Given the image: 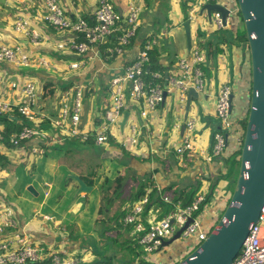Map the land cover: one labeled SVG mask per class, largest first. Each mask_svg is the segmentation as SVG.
<instances>
[{
    "label": "crops",
    "instance_id": "0c3cea01",
    "mask_svg": "<svg viewBox=\"0 0 264 264\" xmlns=\"http://www.w3.org/2000/svg\"><path fill=\"white\" fill-rule=\"evenodd\" d=\"M59 1L70 18L83 17L90 21L97 4V0ZM110 1L123 14L127 12L131 2L142 6L143 12L137 35L128 49L121 56L107 59L105 46L94 47L84 56L74 54L69 48L58 50L56 46L60 42L71 40L73 35L66 32L57 33L43 21L44 0H0V46L21 45L31 58L30 67L0 66L5 73L6 83L1 97L17 103L22 98V92L19 88L11 89L9 84L17 83L21 88L26 83L33 82L38 88L37 113L46 118H54L57 115L60 94L73 92L75 86L84 87L86 93L82 118L86 130L97 128L106 107L110 104L111 80L135 61L147 44H151L153 50L158 52L157 63L168 76L176 72L179 59H191L193 50L199 48L207 55V64L204 68L207 84L204 93H198L197 97L187 95L184 102L173 95L168 96L156 110L149 112L148 118L141 117V110L133 105L130 117L133 116L139 124L141 140L131 150L118 143L120 132L116 130L114 132L116 137L109 146L99 147L91 144V141L83 144L63 137L65 139L63 143L55 145L47 142L44 145V154L35 156L30 153L29 147L16 149L2 141L4 125L0 119V154L9 161L4 169H0V204L6 202L13 206L20 220L21 231L29 236L32 244L43 249L47 255L55 252L81 253L86 264H104L103 255L108 258L105 264H128L132 255L124 250L120 253L113 251L118 256L125 254L126 258L115 263L117 256L112 254L106 256L105 250L102 252L99 249L94 250L90 237L86 235L74 237L69 234L66 226H75L77 220L88 221L86 214L89 210H96L90 222L113 221L110 213L97 217L103 199L100 185L104 180L100 182L99 177L93 179V191L90 194H78L79 184L71 177L82 176L80 178L86 183L90 174L88 176L82 171L69 170L64 164L65 157H77L81 152H93L97 149L105 152L100 163H107L110 171L116 170L115 174L119 171L125 178L121 190L123 198L137 195L142 189L150 196L155 191L152 204L163 194L172 196L187 188L208 189L210 193L211 187L218 179L219 185L213 192V198L201 213L204 226L210 228L219 221L228 204L226 199L231 196L226 191L228 183L220 182V177L227 171L225 160L238 150L241 142L240 133L231 135L224 156L211 163L204 159V154L210 151L213 132L218 127L216 119L218 89L222 84H229L232 87L235 105L232 108V116L236 123L245 119L251 97V54L247 44L238 37V33L242 32L245 26L237 13V0L221 1V5L234 12L231 20H228L226 29L221 31L216 29L207 12L203 13L202 9L191 13L188 0ZM19 17L28 18L30 30L42 35L44 42L40 46L16 33L14 25ZM188 20L190 37L184 27ZM153 41L156 43H151ZM41 59L48 63L46 68L39 64ZM76 62L83 64L78 69H72L70 65ZM12 118L18 120L17 116ZM191 118L197 120V149L195 152L178 156L172 144L179 137H183L186 122ZM177 124L181 129L176 131L174 126ZM44 127L50 132V138L60 140L62 133L59 130L53 131L48 121ZM55 147L58 148L57 151ZM121 151L124 153H120ZM114 155L117 156L113 157ZM104 168H107L106 165ZM47 185L51 188H47ZM30 187L38 192V196L29 191ZM76 190L77 194H74ZM26 193L32 198H28ZM47 193L50 194L48 197ZM13 194L24 197L23 204L17 205L10 201L8 197ZM41 194L43 198L39 200ZM71 197L77 199L71 203L68 199L71 200ZM91 197H94L93 201ZM117 204L121 205V202L117 201ZM127 205L121 206V209L125 210ZM65 206L68 207L67 212L70 210L73 213L61 211V207ZM151 206L152 213L158 220L161 219L163 213L160 206L157 204ZM58 211L63 215H59ZM105 216H109L110 219L104 220ZM122 232L125 239H134L128 231ZM183 251L176 241L154 253L151 258L145 252L142 257L151 264H172L175 258L180 257L179 260H182L186 254H183ZM162 254H166V257H161Z\"/></svg>",
    "mask_w": 264,
    "mask_h": 264
},
{
    "label": "built area",
    "instance_id": "2783aa9c",
    "mask_svg": "<svg viewBox=\"0 0 264 264\" xmlns=\"http://www.w3.org/2000/svg\"><path fill=\"white\" fill-rule=\"evenodd\" d=\"M221 1L188 0L191 13L207 5H221ZM142 12L143 7L134 2L129 4L127 12L123 14L110 0H97L90 21L83 17L74 19L67 16L59 0H44L42 19L57 33L66 32L73 35L71 40L60 42L56 46L58 50L69 48L74 54L84 56L94 47L105 46L106 58L111 59L123 55L136 37ZM233 14L234 12L231 11L224 21L222 14L214 11L211 20L216 29L221 31L226 29L228 20H231ZM30 25L28 18L19 17L14 29L16 33L31 40L34 45L40 46L44 38L41 34L30 30ZM152 50L151 44H147L136 60L111 80L110 104L106 107L99 125L93 130H86L83 124V100L86 93L84 87L75 86L73 92L60 94L56 117L46 118L36 111L39 97L38 88L33 82H28L21 88L14 82L9 84L11 89L19 88L22 92V98L17 103L1 97L6 83L5 73L0 67V117L12 118L20 115L29 123L17 129L12 135L10 139L12 147L16 149L29 147L31 154L43 155L44 145L47 142L61 144L65 141L63 137L83 144L93 140L96 146L103 147L108 146L116 137L114 135L116 130L120 132L118 139L120 145L127 150L136 147L141 140L140 127L136 119L129 116L124 129L120 127L126 111L131 112L134 106H137L141 110L140 116L148 118L149 112L156 110L163 103L165 93L167 97L173 95L184 102L190 90H195L199 94L206 91L207 80L204 68L207 64V55L204 51L197 48L193 50L191 59H179L176 72L169 75L165 85L166 76L162 71H155L151 79L147 76L146 69L151 62ZM39 64L45 68L48 65L45 59H41ZM82 64L76 62L70 67L78 69ZM1 65L30 67L31 58L21 45H3L0 46ZM232 95L233 90L229 84H222L219 87L216 101L218 127L213 132L210 151L204 154V159L208 163L224 156L231 135L234 136L242 130L240 122L236 123L232 116ZM47 121L53 131L59 130L62 133L59 141L54 137L50 138V132L44 127ZM196 126L195 118L187 120L183 137H179L172 144L178 156L196 151ZM174 128L176 131L181 129L178 124ZM46 187L51 188L49 185ZM208 193V189H200L191 204L183 207L181 202H178L175 205V212L166 214L159 220L152 213L150 194L147 193L130 206L123 220L124 226L132 228L131 236L134 240L139 239L143 252L150 256L160 251L164 241L172 238L192 220L182 237L194 238L199 247L210 235V229L206 228L201 220ZM49 195L47 193L46 197ZM163 200L168 204L172 203L169 196L163 197ZM46 219L51 218L46 217ZM0 264H86V260L75 253L55 252L47 255L43 249L32 244L29 236L21 231L20 220L13 206L2 202L0 204ZM232 264H264V207L258 223L251 227L239 255Z\"/></svg>",
    "mask_w": 264,
    "mask_h": 264
},
{
    "label": "water",
    "instance_id": "95a60500",
    "mask_svg": "<svg viewBox=\"0 0 264 264\" xmlns=\"http://www.w3.org/2000/svg\"><path fill=\"white\" fill-rule=\"evenodd\" d=\"M238 10L243 20L251 54L252 80L250 88L249 114L243 148L240 155V169L234 192L224 214L213 232L192 253L177 264H232L239 255L250 229L259 221L264 207V0H237ZM217 11L226 21L230 10L223 5L211 4L202 8L211 18ZM190 37V21L184 24ZM169 76L166 75V82ZM189 96L197 97L195 90ZM167 94H164V101ZM234 95L231 97L233 108ZM163 101V103H164ZM162 103V104H163ZM130 112L126 111L120 123L122 130L126 126ZM79 184L78 194H90L92 186L82 179L72 176ZM215 180L209 195L218 185ZM29 191L38 196L30 187ZM192 222L190 220L172 238L164 241L162 248L168 247L182 238L183 232Z\"/></svg>",
    "mask_w": 264,
    "mask_h": 264
},
{
    "label": "trees",
    "instance_id": "16d2710c",
    "mask_svg": "<svg viewBox=\"0 0 264 264\" xmlns=\"http://www.w3.org/2000/svg\"><path fill=\"white\" fill-rule=\"evenodd\" d=\"M237 13L240 15L239 10ZM238 37L242 42L246 43L248 48H249L245 29L242 32L238 33ZM150 57H151V62H150L149 67L146 69L148 78L151 79V76L155 71H162L164 76H166L165 72L162 70L161 65L157 63L158 62V52L155 50L150 51ZM70 85H71V83H70ZM248 114H249V108L246 112L245 119L240 121L241 128L243 129V135H242V140L240 142L239 148L237 151H235V153L230 158L225 160L228 171L220 177L221 183L222 182L228 183V188H227L228 192H229V183H230V185L232 187V191L230 193L231 196L234 192L236 181H237L238 174H239L240 155H241V151L243 148V141L245 138V131H246V126H247V115ZM17 117H18V120H14L11 117H0L1 122L4 125V130L2 131V141L5 144L10 145V147H12V145L10 144V139H11L12 135L14 134V132H16L17 129L21 128L22 126L29 124L28 121H25L20 115H18ZM91 144H93V145L95 144L93 140H91ZM57 147H55L56 151L58 150ZM8 164H9L8 159L5 156L0 154V169L1 168L4 169ZM115 171H113V173L110 175V177L107 176L104 179L102 185H100L101 191L104 194L102 200H104L105 205L103 204V201H102V206H101V208H99V210L97 212L98 215H108L110 213L111 209L113 208V206L115 205V203L117 201H119L121 198H123V194H122L121 190L123 188L125 178L121 174H119L120 173L119 171L115 174L114 173ZM86 181H87L86 183L89 186H93V184H94L93 181H91V180H86ZM199 191H200V188H197V189L187 188L181 192H177L175 194H172V196L163 194V195H161L162 197H160V196L158 197L157 202L155 201L154 204H157L158 206H160L162 213H163V215H162V217H163L166 214H170V213L175 212L176 211L175 205L178 202H181L183 207L191 204L192 201L196 198V195L199 193ZM152 193L153 194L150 196V200H151L150 206L154 205L151 203L153 201V195L156 194V192L153 191ZM146 194L147 193H145L144 189H142L141 193H139L137 195H132L131 197L126 198V199H128V202H130V203L125 204V205L128 204L127 208L125 210H123V208H122L121 210L116 212L115 215L112 217L111 220L113 222L117 223V228H118L119 233L122 234L123 232H121V231H123V230H126L129 233H131L132 228L131 227H125L123 220H124L126 214L128 213L130 206L133 205V203L139 201ZM165 196H169L172 199V203H170V204L166 203L163 200V197H165ZM231 196H230V199H231ZM212 198H213V194L209 195V193H208L207 200L204 204L203 210L205 209V206L209 203V201ZM228 204H229V201H228ZM228 204H227V206H228ZM223 214H224V212H223ZM222 215H221V217H222ZM221 217L219 218V220L221 219ZM218 222H217V224H218ZM104 223L106 224V222H104ZM217 224H214V226L212 228H210L209 234H211L213 232V230L215 229ZM121 234H119V235H121ZM116 243H117V240H116ZM119 246H120V250H123L122 248H124V249L127 248L128 251L131 253L130 254V255H132L131 260L128 262V264H151V263L147 262L145 260V258L142 257L143 248L140 245L139 239H137V240L125 239L124 244H122V245L119 244ZM194 247L196 249L197 244Z\"/></svg>",
    "mask_w": 264,
    "mask_h": 264
},
{
    "label": "rangeland",
    "instance_id": "374dc122",
    "mask_svg": "<svg viewBox=\"0 0 264 264\" xmlns=\"http://www.w3.org/2000/svg\"><path fill=\"white\" fill-rule=\"evenodd\" d=\"M234 106L235 105L233 104V107ZM217 122H218V120H217ZM239 133H240V140H242L243 129L240 130ZM95 148L97 149L98 147H95ZM120 153L123 154L124 151H121ZM103 154H105V152L103 153V151H100L99 149H97L95 151L93 150V152H90V151L81 152V154H78L77 157H75V156L65 157L64 164L71 171H82L83 174L88 175V176L90 174V177L87 178L88 180L92 181L93 179L99 177V180L101 182L107 176H109L113 173V170H111V171L109 170V165L107 163H100L102 160L101 158L103 157ZM117 155H114L113 157H115ZM105 165L107 167L106 169L104 168ZM80 177L82 178V176H80ZM100 177H102V178H100ZM226 191H227V189H226ZM231 191H232V187L229 183L228 195H230ZM74 194H77V190ZM102 195H104V194L102 193ZM26 196L28 198H32L28 193H26ZM42 198H43V195L41 194L40 198H38V199L41 200ZM93 198L94 197H91L92 201L94 200ZM8 199L10 201L16 203L17 205H19V204L21 205L24 202L23 201L24 197H19L16 194H13L11 197H8ZM68 199L72 203L77 198L71 197V200H70V198H68ZM102 201H103V204L105 205L104 200H102ZM119 201L121 202V205H118L116 202L110 211V215L112 217L115 215L116 212L121 210V206H123V207L125 206V204L128 202V199L121 198ZM228 201H230V198L226 199V202H228ZM37 203H39V201H37ZM122 204H124V205H122ZM31 205H33V204H31ZM33 206H35V205H33ZM208 207H209V205H208ZM67 210H68L67 206L61 207V211L67 212ZM61 211H58L59 215H63V213ZM95 211L89 210V213L86 214V216H88L89 222L87 220H83L82 222H79L77 220V221H75V224H76L75 226H72V225L66 226V228L69 231V234L74 236V237L75 236L84 237V235H86L87 237H90L92 239V243L94 244V250L99 249L101 252H102V250H105V252H107L105 254L106 256H109L111 254L117 256L116 259L114 260L115 263H116V261L118 262V261L126 260L125 254H120V256H118L116 254V253L122 252V250H120L119 244L120 245L124 244L125 234L119 233L116 222H106V224L104 222H90L91 218H93V216L96 214ZM71 212L73 213V211L69 210L67 213L71 214ZM97 217L100 218V215H98ZM104 218H105L104 220L110 219L109 216H105ZM212 226L210 228H212ZM210 228H208V229H210ZM119 234H121V235H119ZM126 234H127V232H126ZM116 240H117V243H116ZM178 242H179V246L181 247V249L184 250L183 254L186 253L184 257H186V255L188 256L191 252H193L195 250L194 238L182 237L180 240H178ZM122 249L126 252H129L127 248L126 249L122 248ZM113 251L116 253H114ZM78 255L83 256V254H81V253H78ZM153 255H150L149 258H151ZM164 256L166 257V254L161 255V257H164ZM184 257L182 259H184ZM179 258L173 259L172 264H175L178 261H180ZM102 260H103L102 262H104V264H105V262H108V258L106 259L104 255L102 257Z\"/></svg>",
    "mask_w": 264,
    "mask_h": 264
}]
</instances>
